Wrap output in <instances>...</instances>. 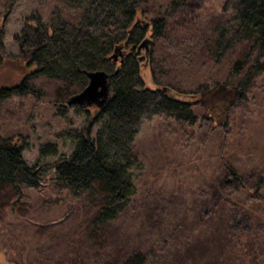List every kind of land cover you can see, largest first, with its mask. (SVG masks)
<instances>
[{
	"label": "rangeland",
	"instance_id": "1",
	"mask_svg": "<svg viewBox=\"0 0 264 264\" xmlns=\"http://www.w3.org/2000/svg\"><path fill=\"white\" fill-rule=\"evenodd\" d=\"M225 1L150 0L143 6L136 22L151 21L158 10L167 13L165 36L171 40L150 48L155 61L144 70L146 86L155 87L154 75L173 93L193 94L210 78L230 74L241 47L221 62L208 50L217 27L228 20ZM56 9L64 19L78 20L59 0H0V25L9 11L0 87L25 75L9 58L19 54L14 37L28 17L37 11L48 21ZM151 35L149 29L146 36ZM29 88L30 93L0 102V136L23 143L28 165L51 166L72 152V141L60 136L81 127L84 117L76 106L60 116L55 101L64 89L53 79L32 78ZM195 113L194 126L165 117L142 126L136 149L144 170L135 173L136 194L101 234L88 235L90 204L62 198L50 182L26 190L16 204L14 194L0 201V264L119 263L149 251L154 264H264V194L254 198L250 191L264 179V70L246 98L235 102L227 126H213L203 104ZM48 144L57 145V155L42 158L40 149ZM228 169L238 178L221 185Z\"/></svg>",
	"mask_w": 264,
	"mask_h": 264
},
{
	"label": "trees",
	"instance_id": "2",
	"mask_svg": "<svg viewBox=\"0 0 264 264\" xmlns=\"http://www.w3.org/2000/svg\"><path fill=\"white\" fill-rule=\"evenodd\" d=\"M149 1L59 0L78 20L64 19L59 9L48 21L37 11L28 17L27 26L14 37L19 54L9 58L11 65H22L25 75L19 83L0 87V102L30 93L31 79L43 76L62 85L64 91L58 92L55 104L61 106L60 116L66 117L71 107L63 104L88 84L85 70L107 72L109 91L99 104L73 107L81 111L83 125L63 132L60 138L71 140L74 148L51 166L28 165L22 156L23 143L0 136V201L8 202L7 196L14 194L11 200L16 204L26 190H38L50 182L62 198L90 204L87 231L93 237L115 221L136 194L135 173L144 170L136 138L145 123L165 117L194 126L195 108L203 104L205 118L213 126H227L235 102L246 98L264 70V0L225 1L228 20L217 27L208 50L215 62L223 61L238 47L240 56L224 80L212 77L193 94L173 93L169 84L154 75L155 87L145 84L144 70L155 61L150 48L158 40L171 42L165 36L167 13L158 10L151 21L136 22ZM176 4L174 1L171 6ZM8 15L9 11L3 14L0 25L1 65L6 55L3 41ZM149 29L151 37L146 36ZM57 152L56 144H48L40 149V156H56ZM229 177L238 178L228 169L221 185H226ZM239 181L244 183L241 178ZM250 191L254 198H262L264 179ZM153 254L135 252L119 263L100 264H154Z\"/></svg>",
	"mask_w": 264,
	"mask_h": 264
},
{
	"label": "water",
	"instance_id": "3",
	"mask_svg": "<svg viewBox=\"0 0 264 264\" xmlns=\"http://www.w3.org/2000/svg\"><path fill=\"white\" fill-rule=\"evenodd\" d=\"M88 78L87 86L79 93L71 96L63 106H90L99 102L108 94L110 75L102 70L83 71Z\"/></svg>",
	"mask_w": 264,
	"mask_h": 264
}]
</instances>
